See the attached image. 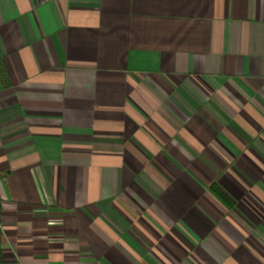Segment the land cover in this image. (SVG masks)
I'll use <instances>...</instances> for the list:
<instances>
[{"label": "crops", "instance_id": "crops-1", "mask_svg": "<svg viewBox=\"0 0 264 264\" xmlns=\"http://www.w3.org/2000/svg\"><path fill=\"white\" fill-rule=\"evenodd\" d=\"M0 264H264V0H0Z\"/></svg>", "mask_w": 264, "mask_h": 264}]
</instances>
